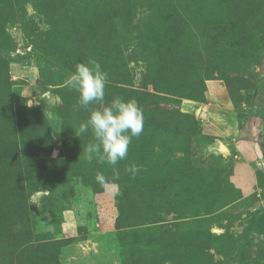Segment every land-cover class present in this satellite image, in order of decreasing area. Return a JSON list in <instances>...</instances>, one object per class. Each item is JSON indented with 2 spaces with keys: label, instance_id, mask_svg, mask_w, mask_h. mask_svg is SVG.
Listing matches in <instances>:
<instances>
[{
  "label": "rangeland",
  "instance_id": "obj_1",
  "mask_svg": "<svg viewBox=\"0 0 264 264\" xmlns=\"http://www.w3.org/2000/svg\"><path fill=\"white\" fill-rule=\"evenodd\" d=\"M89 59V107L143 110L115 166L75 135ZM263 76L264 0H0V264H264Z\"/></svg>",
  "mask_w": 264,
  "mask_h": 264
},
{
  "label": "clouds",
  "instance_id": "obj_2",
  "mask_svg": "<svg viewBox=\"0 0 264 264\" xmlns=\"http://www.w3.org/2000/svg\"><path fill=\"white\" fill-rule=\"evenodd\" d=\"M107 79L108 75L101 64L89 59L77 63L64 83L78 93L81 107L89 113L75 133L80 137L91 131L93 140L83 149L84 161L92 163L95 160L100 164L115 166L127 158L133 138H138L143 132L144 115L135 99L116 97L103 107H89L104 100ZM138 170L134 165L126 168L133 176ZM117 178L118 172L114 174L112 182ZM95 179L101 186L110 182L102 172H97Z\"/></svg>",
  "mask_w": 264,
  "mask_h": 264
},
{
  "label": "flooded vegetation",
  "instance_id": "obj_3",
  "mask_svg": "<svg viewBox=\"0 0 264 264\" xmlns=\"http://www.w3.org/2000/svg\"><path fill=\"white\" fill-rule=\"evenodd\" d=\"M264 77V76H263ZM264 79V78H263ZM262 84L260 85L259 88V93L260 96L255 97L254 102H253V106H252V110H253V117L255 118L253 121H255L254 123V127L255 129L257 128V123H261V127L260 129L257 128V135H256V140L254 141L256 144H258L259 149L261 150L260 147V142H264V137H259V134L262 133L264 136V85L261 88Z\"/></svg>",
  "mask_w": 264,
  "mask_h": 264
},
{
  "label": "water",
  "instance_id": "obj_4",
  "mask_svg": "<svg viewBox=\"0 0 264 264\" xmlns=\"http://www.w3.org/2000/svg\"><path fill=\"white\" fill-rule=\"evenodd\" d=\"M50 96L49 92H45L42 97L44 98V100ZM45 107H47L46 105H44ZM209 149L212 151H215L217 153H222V152H226L229 153V149L228 147H226V145L222 142V141H218L217 144L215 146H211L209 147Z\"/></svg>",
  "mask_w": 264,
  "mask_h": 264
},
{
  "label": "trees",
  "instance_id": "obj_5",
  "mask_svg": "<svg viewBox=\"0 0 264 264\" xmlns=\"http://www.w3.org/2000/svg\"><path fill=\"white\" fill-rule=\"evenodd\" d=\"M259 137H264L262 133L259 134ZM260 147H261V151L263 153V156H264V142H260Z\"/></svg>",
  "mask_w": 264,
  "mask_h": 264
}]
</instances>
